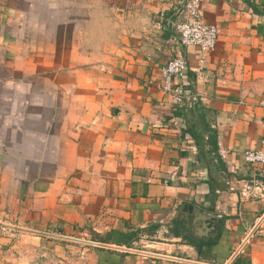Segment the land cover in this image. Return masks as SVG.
I'll list each match as a JSON object with an SVG mask.
<instances>
[{"label":"crops","instance_id":"crops-1","mask_svg":"<svg viewBox=\"0 0 264 264\" xmlns=\"http://www.w3.org/2000/svg\"><path fill=\"white\" fill-rule=\"evenodd\" d=\"M185 1L0 0V264L91 235L147 264H264V164L244 156L264 139V0H202L203 64ZM176 54L183 104L160 85ZM197 101L229 176L177 114L202 129Z\"/></svg>","mask_w":264,"mask_h":264},{"label":"built area","instance_id":"built-area-1","mask_svg":"<svg viewBox=\"0 0 264 264\" xmlns=\"http://www.w3.org/2000/svg\"><path fill=\"white\" fill-rule=\"evenodd\" d=\"M184 9V16L176 23L180 42L185 47H197L199 62L203 64L217 46L220 28L205 20L202 0H186ZM188 70V59L182 54L173 56L162 69L161 88L172 95L177 104H183L190 97V92L181 82ZM261 105H264V100ZM244 156L251 164H264V139L261 147L245 150Z\"/></svg>","mask_w":264,"mask_h":264},{"label":"rangeland","instance_id":"rangeland-1","mask_svg":"<svg viewBox=\"0 0 264 264\" xmlns=\"http://www.w3.org/2000/svg\"><path fill=\"white\" fill-rule=\"evenodd\" d=\"M92 237L93 235L86 238L74 237L70 238V241L52 239L56 243L49 245L43 242L32 255L25 248L21 252L13 249L5 256L3 264H147L149 261H144L138 256L128 258L127 249L107 243H92L88 240ZM68 242L69 246H67ZM134 247L138 251L144 249L141 244Z\"/></svg>","mask_w":264,"mask_h":264},{"label":"trees","instance_id":"trees-1","mask_svg":"<svg viewBox=\"0 0 264 264\" xmlns=\"http://www.w3.org/2000/svg\"><path fill=\"white\" fill-rule=\"evenodd\" d=\"M183 111H185V108L181 112L178 111L177 114L182 115L188 123V126H187L185 131L188 132L196 140V142L200 146V149L202 150V152L204 151L203 146L205 144L209 146L208 150L204 151V152L206 153V155H213V157L218 160L220 169L225 171L226 175L229 176V172H228L226 163L223 161L222 156L219 152L218 132L215 128H213L211 126V124L209 123V121L206 117L208 110L205 109V107L199 101L195 102V104L189 110L191 113H196L197 111L200 112L201 124L203 126L202 129H200L198 127L200 125L198 124V121H196V119L195 120L192 119V122H191ZM206 135H207V139H206V142L204 144V140H205ZM210 185H211L212 190H213L214 189L213 183L210 182ZM215 240L216 239L211 241V243L210 242L204 243V245H206V244L213 245V242ZM196 246L198 247L199 250H201V248L203 247L202 243H198V244H196Z\"/></svg>","mask_w":264,"mask_h":264},{"label":"water","instance_id":"water-1","mask_svg":"<svg viewBox=\"0 0 264 264\" xmlns=\"http://www.w3.org/2000/svg\"><path fill=\"white\" fill-rule=\"evenodd\" d=\"M205 221H206V220H205ZM219 224H220V223H219ZM217 228H218V226H217ZM117 248H120V247L117 246ZM121 249H127V248H121ZM127 250H130V249L128 248ZM131 251H132V250H131Z\"/></svg>","mask_w":264,"mask_h":264}]
</instances>
